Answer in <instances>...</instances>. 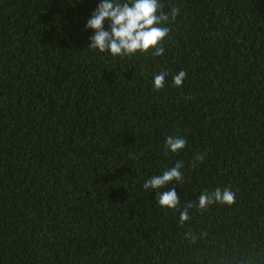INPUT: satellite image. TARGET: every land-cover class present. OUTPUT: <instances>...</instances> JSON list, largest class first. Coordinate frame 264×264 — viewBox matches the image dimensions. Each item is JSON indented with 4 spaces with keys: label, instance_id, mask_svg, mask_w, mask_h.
Returning <instances> with one entry per match:
<instances>
[{
    "label": "trees",
    "instance_id": "obj_1",
    "mask_svg": "<svg viewBox=\"0 0 264 264\" xmlns=\"http://www.w3.org/2000/svg\"><path fill=\"white\" fill-rule=\"evenodd\" d=\"M100 2L0 0V264H264V0H160V56L88 48ZM177 161L161 208L142 185Z\"/></svg>",
    "mask_w": 264,
    "mask_h": 264
},
{
    "label": "clouds",
    "instance_id": "obj_2",
    "mask_svg": "<svg viewBox=\"0 0 264 264\" xmlns=\"http://www.w3.org/2000/svg\"><path fill=\"white\" fill-rule=\"evenodd\" d=\"M179 14V9L172 7L169 13L163 11L160 0H101L85 28L92 29L94 35L90 37L88 48L96 49L101 53L108 52L113 56H130L137 53H151L160 56L165 49L162 46L169 35L170 28L164 26L169 21H174ZM108 23L109 30L104 25ZM186 72L180 71L173 77V85L180 87L186 78ZM167 72L161 71L154 76L153 88L160 90L165 86ZM187 145L186 139L180 136H168L165 139V150L178 153ZM204 156L199 154L195 160L203 162ZM183 162L177 161L175 165L166 169L161 175L147 179L142 188L144 190H155L157 202L161 208L177 209L180 199L175 187L171 190L161 192L165 186L173 181L183 182ZM195 166V163L193 164ZM236 202L235 193L230 188H216L212 192L205 191L198 198L196 207L203 211L213 205L223 204L231 206ZM193 204L189 202L179 213V223L183 225L191 219L189 209ZM206 235V233H205ZM185 238L196 243L198 236L189 230Z\"/></svg>",
    "mask_w": 264,
    "mask_h": 264
}]
</instances>
